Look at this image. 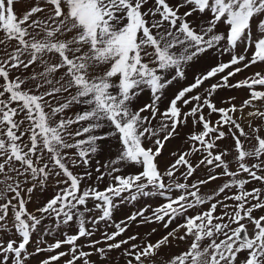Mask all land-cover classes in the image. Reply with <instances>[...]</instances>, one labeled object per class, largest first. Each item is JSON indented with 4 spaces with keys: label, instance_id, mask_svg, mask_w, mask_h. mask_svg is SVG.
I'll return each instance as SVG.
<instances>
[{
    "label": "snow or ice",
    "instance_id": "obj_1",
    "mask_svg": "<svg viewBox=\"0 0 264 264\" xmlns=\"http://www.w3.org/2000/svg\"><path fill=\"white\" fill-rule=\"evenodd\" d=\"M257 65L264 0H0V264H264Z\"/></svg>",
    "mask_w": 264,
    "mask_h": 264
},
{
    "label": "rangeland",
    "instance_id": "obj_2",
    "mask_svg": "<svg viewBox=\"0 0 264 264\" xmlns=\"http://www.w3.org/2000/svg\"><path fill=\"white\" fill-rule=\"evenodd\" d=\"M223 59L226 61L228 59L227 56L223 57ZM201 68H203V65L201 66ZM261 68H264V65H257L254 66L252 68H249L247 70H245V72L241 73V74H237V76L235 77V80H241L243 79L245 76L251 75L252 73L256 72V71H260ZM235 80L233 82H235ZM228 97H236V100L234 101V103H236L237 105H239L244 99H246L248 97V90L247 89H225V90H221L219 91V93L216 96V100L219 104V101L224 98L227 99ZM146 99V98H145ZM217 117L214 115L212 117L213 120H215ZM257 123H259V121H257ZM191 123H189V126L183 129H180V137L173 139L171 142H169L167 144L166 150L163 151L161 160H162V166L165 163L170 162L173 157L170 156V153L173 151H176L178 149H186L187 145L184 143L186 135L191 131ZM232 141L231 139H226L223 143H222V147L223 146H228L230 147L232 145ZM101 162H103L104 160L107 159V156L105 157H101ZM229 159H231V156L229 157ZM223 183V180L217 181L215 183H213L212 185H210L209 188L204 189V191H210L211 188H215L217 186V184H221ZM259 187V184H250L248 185L249 188L251 187ZM101 188L104 187L103 184L100 185ZM48 195H51V191H49ZM43 199V197H41ZM146 203H154V199L153 200H149L148 198H144L139 200L138 202H134V203H125V204H121L120 207L115 210L114 215H113V220L116 222H119L120 220L124 219L127 215H130L132 212L136 211L137 209L143 207ZM95 215H99V212H96ZM46 223L51 224V221H46ZM176 225L173 224L171 225V227H175ZM76 225H73L72 228L75 229ZM156 227L159 229V231L154 234L151 239L155 240L158 238L159 235L163 234L164 229L162 226L160 225H156V224H152V225H143L140 227H137L136 225H133L131 227V229L129 230V232L127 233V235H132L134 233H140L142 236H145L147 232H149L151 230V228ZM104 230V224L102 223L100 225V231L102 232ZM113 229L112 228H108L107 231L111 232ZM100 238V232L97 233V235L95 237H93V239H98ZM147 238V237H146ZM45 239H47L49 242H53L51 237H45ZM31 250V249H30ZM63 250V249H62ZM88 250V249H85ZM175 251V250H174ZM116 253H113V256H115ZM95 259V257H93ZM31 264H36V260H32Z\"/></svg>",
    "mask_w": 264,
    "mask_h": 264
},
{
    "label": "crops",
    "instance_id": "obj_3",
    "mask_svg": "<svg viewBox=\"0 0 264 264\" xmlns=\"http://www.w3.org/2000/svg\"><path fill=\"white\" fill-rule=\"evenodd\" d=\"M32 207H35V205H31V206H30V210H31Z\"/></svg>",
    "mask_w": 264,
    "mask_h": 264
}]
</instances>
